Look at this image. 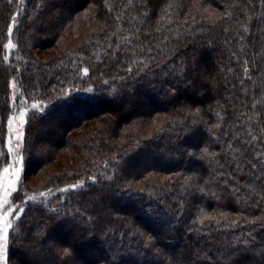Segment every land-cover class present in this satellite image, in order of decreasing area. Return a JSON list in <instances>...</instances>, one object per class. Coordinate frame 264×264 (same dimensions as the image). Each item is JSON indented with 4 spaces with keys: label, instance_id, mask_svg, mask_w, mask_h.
<instances>
[{
    "label": "trees",
    "instance_id": "1",
    "mask_svg": "<svg viewBox=\"0 0 264 264\" xmlns=\"http://www.w3.org/2000/svg\"><path fill=\"white\" fill-rule=\"evenodd\" d=\"M13 78L46 105L19 187H84L27 202L7 264H264L261 0H0L4 152Z\"/></svg>",
    "mask_w": 264,
    "mask_h": 264
},
{
    "label": "snow or ice",
    "instance_id": "2",
    "mask_svg": "<svg viewBox=\"0 0 264 264\" xmlns=\"http://www.w3.org/2000/svg\"><path fill=\"white\" fill-rule=\"evenodd\" d=\"M14 0H8L9 4H12ZM20 5H24L26 0H17ZM108 0H105L107 4ZM261 3H264V0H261ZM37 7H40L38 4ZM111 10V9H109ZM19 15V13H17ZM230 15V13H229ZM18 25V21L16 15L12 16L11 23L7 30V36L9 37L7 43L3 45L5 50H13L17 48V45L13 42V30L14 27ZM247 31V28H245ZM5 61H8V55L3 57ZM245 63H247L245 61ZM84 75L88 74V68L82 69ZM131 71V69H129ZM247 72V68H245ZM107 83V81H105ZM12 87L15 88V82L12 83ZM65 95H68L71 90H62ZM88 92H92L93 89L88 88L86 89ZM15 99V96L13 97ZM24 105V110L19 112V116H12L9 118V132L14 133V142L13 137L10 135L8 140L7 151L4 152L0 150V163H4L5 166L0 170V264H7V256L9 250V241H10V234L11 237L14 239L16 233L19 228L18 221L21 219L22 214L24 213V206L27 202H34V203H44L47 198L52 195L53 190L48 189V191L44 192L41 191L38 194H28L26 190L19 187L22 180V174L24 171V156H23V140H24V132L23 126L27 123L25 120V116L27 115V107L26 101L21 102ZM46 105L43 101L35 102L30 105L31 110L35 112H42ZM19 121V128L13 129L12 125L14 121ZM255 139V137H253ZM231 147V145H229ZM207 153V149L204 150ZM5 155H9L11 157V162L4 161L3 157ZM258 156H264V153L258 154ZM256 165H253L255 168ZM90 179L95 182V176L90 177ZM84 187V181L80 180L77 183H73L65 188L57 189L59 192H69L75 191L77 189ZM203 191V189H201ZM21 193L26 199H20L19 196L16 197L18 203L13 202V194L14 193ZM203 211V210H201ZM225 220H227L226 214H221ZM205 219H214L208 213H203L202 217L198 218L197 222L203 224ZM219 223V221H217ZM236 222L233 221V224ZM151 237H149V240ZM67 249L64 250L65 254H67ZM231 255V254H230Z\"/></svg>",
    "mask_w": 264,
    "mask_h": 264
},
{
    "label": "rangeland",
    "instance_id": "3",
    "mask_svg": "<svg viewBox=\"0 0 264 264\" xmlns=\"http://www.w3.org/2000/svg\"><path fill=\"white\" fill-rule=\"evenodd\" d=\"M11 50H9V52H10ZM13 82H15V84H16V87L15 88H13L12 87V95H11V97H12V102H13V109H12V111H11V113L9 114V116H8V121H9V118L10 117H12V116H16V117H18L19 116V112L21 111V110H24V105H22V101H26L25 99H21V100H18V97H19V90H18V87H17V82H16V79L15 78H13L12 79V81H11V84L13 83ZM15 96V99H13V97ZM32 103H29V102H27L26 101V107H27V109H28V111H29V109H30V105H31ZM28 111H27V115H28ZM25 116V120L27 121V117L28 116ZM27 124V123H26ZM26 124L23 126V132H24V135H25V128H26ZM12 128L13 129H17V128H19V121L17 120V121H14L13 122V125H12ZM7 131H8V138H7V145H8V140H9V137H10V135L13 137V142H14V133H10L9 132V124H8V126H7ZM55 157H56V161H55V163L54 164H51V165H49L45 170H44V173L46 172V173H52V172H54V171H56V170H58V169H61V168H64V166L66 165V164H68L67 162H68V160L67 159H69V157L71 158V155L69 154V152L68 151H66V150H63L62 152H57L56 153V155H55ZM9 163L11 162V157H9V161H8ZM43 173V174H44ZM31 180H33V181H31L32 182V185H34V184H37L38 183V180H39V175H37V176H35V177H31ZM73 184V183H72ZM69 185H71V184H67V185H65V186H63V187H59V188H55V189H52L53 190V192H52V195L54 194V193H56L57 192V189H60V188H65V187H68ZM44 192H46V191H44ZM39 192H30V193H28V194H38ZM51 196V195H50ZM49 196V197H50ZM48 197V198H49ZM23 199H26V197H24ZM13 202L14 203H18V201L16 200V193H14L13 194ZM8 263V262H7Z\"/></svg>",
    "mask_w": 264,
    "mask_h": 264
}]
</instances>
